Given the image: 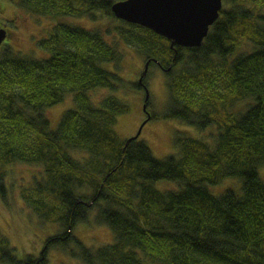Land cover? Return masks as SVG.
<instances>
[{
    "label": "trees",
    "instance_id": "obj_1",
    "mask_svg": "<svg viewBox=\"0 0 264 264\" xmlns=\"http://www.w3.org/2000/svg\"><path fill=\"white\" fill-rule=\"evenodd\" d=\"M17 2L56 23L38 41L46 55L0 47V197L7 203L14 165L42 167L21 196L60 232L39 258L19 260L0 230V263L48 264L61 249L81 264H264V0H224L202 46L191 49L114 17L118 28L70 22L111 17L114 0ZM243 42L254 47L239 54ZM124 46L166 71V118L202 131L178 132L176 153L164 159L140 138L121 141L115 128L130 112L126 102L93 97L125 90ZM70 95L74 107L52 130L49 110ZM230 179L241 188L212 194ZM88 222L107 226L112 243L77 240L75 228Z\"/></svg>",
    "mask_w": 264,
    "mask_h": 264
},
{
    "label": "rangeland",
    "instance_id": "obj_2",
    "mask_svg": "<svg viewBox=\"0 0 264 264\" xmlns=\"http://www.w3.org/2000/svg\"><path fill=\"white\" fill-rule=\"evenodd\" d=\"M17 1L0 0V24L4 22L8 30V38L1 48L9 46L14 51L20 52L23 56L30 53L41 55L40 51L46 55L44 50H37L38 41L50 34L56 22L49 18L35 17L30 13L20 10L17 7ZM109 18L97 13L95 22L89 19H71L70 22H73L72 24L75 26L80 25L79 27L82 26V28L88 29L96 27L97 23L101 25L111 24L115 27L117 23H111ZM120 25L122 24L120 23ZM108 26L103 27L106 28ZM253 47L252 44L243 42L240 44L238 52L239 54H244L253 49ZM123 50L125 54L120 74L128 82L124 88L125 90L119 93H113L110 90H98L94 93L93 97L99 100L107 96H116L129 105L130 112L118 117V123L115 128L121 141H126L137 134L139 128L146 120L144 111L146 92L142 88V90H136L135 87L131 86L132 83L137 84L139 82L140 76L145 70L143 58L133 49H130V47L124 46ZM43 57L45 56H38V58ZM106 67L110 71L114 69V66L111 64ZM145 84L148 86L147 89L150 92V100L147 107L148 112L151 115H157V118L154 120L150 119L146 124L140 141L145 142L149 146L156 158L164 159L176 153L175 136L178 132L189 133L188 131H190L192 134H195L194 136H198V131L201 130L197 128L195 131L178 119L166 118V104L168 101L167 77L165 78L158 68L152 67L149 69L148 75L145 78ZM241 106L242 104L236 105V108ZM73 107L74 99L70 95L63 103L49 110L48 115L52 130L58 129L62 115ZM209 134L210 129L199 135L206 137ZM259 173L264 180V167L259 169ZM42 174L43 169L39 166L14 165L9 170L11 189L7 203L0 197V230L9 239L11 248L16 250L15 254L19 260H25L28 257L39 258L45 242L60 232L59 227L55 224L44 223L41 220L40 223L38 217L27 207L21 196V191L25 187L32 185L31 183L36 178H40ZM239 188H241V181L230 179L211 192L214 196H220L221 192L225 191V189L236 191ZM94 217H92L93 221ZM73 235L84 245L93 248L110 244L114 240V234L107 226H98L90 222L79 224L75 228ZM71 247L74 248L73 245ZM47 261L48 264H81L80 261L69 257L61 249L51 250Z\"/></svg>",
    "mask_w": 264,
    "mask_h": 264
},
{
    "label": "water",
    "instance_id": "obj_3",
    "mask_svg": "<svg viewBox=\"0 0 264 264\" xmlns=\"http://www.w3.org/2000/svg\"><path fill=\"white\" fill-rule=\"evenodd\" d=\"M224 0H122L112 6L117 19L152 30L165 37L174 45L184 48H198L208 37L211 27L219 20L223 11ZM0 24V47L8 38V32ZM149 72L148 64L140 76L139 84ZM144 111H147L150 92L145 88ZM142 124L137 134L128 141L138 140L144 127Z\"/></svg>",
    "mask_w": 264,
    "mask_h": 264
},
{
    "label": "bare ground",
    "instance_id": "obj_4",
    "mask_svg": "<svg viewBox=\"0 0 264 264\" xmlns=\"http://www.w3.org/2000/svg\"><path fill=\"white\" fill-rule=\"evenodd\" d=\"M118 1H114V3H113V5L115 4V3H117ZM112 5V6H113ZM111 14H112V16L109 18L110 20L114 17V20L116 19V20H118V22H120V23H126V24H129V23H127V22H125V21H122V20H119V19H117L116 18V16L113 14V12H112V7H111ZM117 22V23H118ZM102 25H105V24H102ZM131 25H135V24H131ZM137 26H139V25H137ZM116 28H118V27H120L118 24L115 26ZM114 27V28H115ZM140 27H142V26H140ZM143 28H145V27H143ZM105 29H107V27L105 28ZM147 29V28H146ZM152 31V30H151ZM165 38V37H164ZM168 40V39H167ZM169 41V40H168ZM171 46H172V43H171ZM174 46H176V45H174ZM173 46V47H174ZM178 46V45H177ZM181 47V46H180ZM182 48H184V47H182ZM189 49H191V48H189ZM144 63H145V66L148 64V66H149V69H151L152 67H150V62H145L144 61ZM153 68H157V67H153ZM158 69L160 70V67H158ZM161 71V70H160ZM164 71V70H163ZM161 71L162 72V74L165 76V78L167 77V73H166V71Z\"/></svg>",
    "mask_w": 264,
    "mask_h": 264
},
{
    "label": "flooded vegetation",
    "instance_id": "obj_5",
    "mask_svg": "<svg viewBox=\"0 0 264 264\" xmlns=\"http://www.w3.org/2000/svg\"><path fill=\"white\" fill-rule=\"evenodd\" d=\"M120 1H122V0H120ZM4 24H5V23H1V25H2L1 27H2V28H5V29L7 30V27H6ZM7 32H8V30H7ZM2 46H3V45H2ZM160 70L163 71L164 69H163L162 67H160ZM164 71H165V70H164ZM164 71H163V72H164ZM147 75H148V74H147ZM146 77H147V76H146ZM138 84H139V82H138ZM139 85H140V84H139ZM141 86H142L141 88H142L143 90H145V88H148V86L145 84V79H144V85H141Z\"/></svg>",
    "mask_w": 264,
    "mask_h": 264
}]
</instances>
